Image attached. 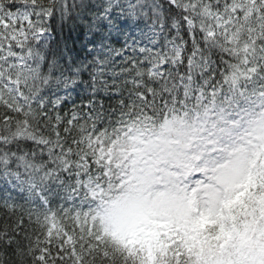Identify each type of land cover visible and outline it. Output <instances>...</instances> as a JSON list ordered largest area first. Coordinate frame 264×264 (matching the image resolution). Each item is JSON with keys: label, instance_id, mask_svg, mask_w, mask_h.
Instances as JSON below:
<instances>
[{"label": "snow or ice", "instance_id": "1", "mask_svg": "<svg viewBox=\"0 0 264 264\" xmlns=\"http://www.w3.org/2000/svg\"><path fill=\"white\" fill-rule=\"evenodd\" d=\"M0 177V264H264V0H0Z\"/></svg>", "mask_w": 264, "mask_h": 264}, {"label": "trees", "instance_id": "2", "mask_svg": "<svg viewBox=\"0 0 264 264\" xmlns=\"http://www.w3.org/2000/svg\"><path fill=\"white\" fill-rule=\"evenodd\" d=\"M47 31L51 33V38L45 39L43 43V48L46 50H52L56 44L57 41H62L67 29L64 27V24L66 23L60 18L59 13H57L54 17H52L47 22ZM39 45V43H38ZM40 46V45H39ZM85 94L81 92V96H76L75 93H72V99L76 100L77 102L80 101L81 98H83ZM71 104V100L69 101V105ZM53 191H55V188L53 187ZM20 204H24L25 200H22L18 202Z\"/></svg>", "mask_w": 264, "mask_h": 264}, {"label": "rangeland", "instance_id": "3", "mask_svg": "<svg viewBox=\"0 0 264 264\" xmlns=\"http://www.w3.org/2000/svg\"><path fill=\"white\" fill-rule=\"evenodd\" d=\"M45 39V36H44V38H43V40ZM9 188H11V190H13V191H15V190H17V188H16V184L15 185H13V186H8ZM7 189H4V187H3V183H2V181H0V192H2L1 194L2 195H4V194H6L7 193V191H6Z\"/></svg>", "mask_w": 264, "mask_h": 264}]
</instances>
